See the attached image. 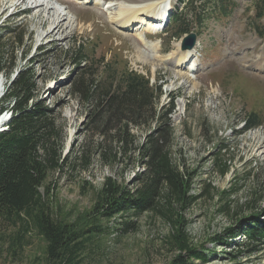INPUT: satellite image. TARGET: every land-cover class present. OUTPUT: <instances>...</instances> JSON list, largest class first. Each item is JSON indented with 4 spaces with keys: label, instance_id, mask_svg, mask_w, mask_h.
Returning a JSON list of instances; mask_svg holds the SVG:
<instances>
[{
    "label": "rangeland",
    "instance_id": "rangeland-1",
    "mask_svg": "<svg viewBox=\"0 0 264 264\" xmlns=\"http://www.w3.org/2000/svg\"><path fill=\"white\" fill-rule=\"evenodd\" d=\"M30 1L17 5L16 0H0V25L16 26L29 34L23 50L28 52L20 57L17 50L16 66L9 79L22 68L33 72L36 99L53 110L56 128L60 129L62 156L74 161L51 173L43 185L49 187L53 211L74 227H91L90 215L105 179L134 189L145 170V159L137 155L138 146L149 134L157 137L156 127L167 119L172 129L167 143L170 157L190 179L189 193L197 198L183 212L186 232L191 244L207 255V262L192 263L264 264V242L255 245L257 251L246 253L253 246L247 250L242 246L245 236L229 239L226 233L248 215L247 209L254 206L249 200L257 189L262 190V199L256 206L264 211V39L257 35L264 19L256 22L257 29L251 25L253 0H231L235 6L229 15L217 19L207 15L201 26L191 20L189 28L196 34L195 50L190 53L197 59L194 72L182 64L189 57L182 56L180 50L186 34L174 35L176 28L171 20L164 26L153 23L154 27L148 29L151 21L139 11V1L133 7L140 22L125 27L120 23L121 6L109 0L105 1L107 5L100 0H38L44 2L45 17H51L53 11L68 26L64 33L52 37L45 36ZM201 1L193 0L191 12H203ZM168 2L172 11L176 4L181 8L180 0ZM144 33L153 49L140 43L138 37ZM75 42H84L85 54L94 60L103 58L119 66L126 62L130 70L160 87L156 104L163 118L159 116L158 124H128L132 145L127 155L113 157L118 147L108 137L104 143L111 145L105 150L102 147L104 155H99L103 145L100 130L108 128L111 132L107 135L112 133L115 139L113 127L117 125L102 120L104 125L97 126L91 107L84 105L74 88L79 66L69 62L64 52ZM139 52L149 56L146 63L137 59ZM8 82L0 74L3 94ZM253 110L261 113L262 124L245 129V118ZM6 128L4 123L1 130ZM261 218L264 220V215ZM96 219L92 239L77 254L80 264H169L176 255L169 238L171 227L159 209L111 219L96 215ZM124 222L130 224L126 230ZM17 229V224L0 219V264H44V242L35 231L26 233L28 242L23 249L17 252L12 247L11 238ZM217 236L222 241H213ZM232 255L236 259L232 260Z\"/></svg>",
    "mask_w": 264,
    "mask_h": 264
},
{
    "label": "trees",
    "instance_id": "trees-1",
    "mask_svg": "<svg viewBox=\"0 0 264 264\" xmlns=\"http://www.w3.org/2000/svg\"><path fill=\"white\" fill-rule=\"evenodd\" d=\"M180 1L184 3V10L177 13L176 6V13L171 16V24L176 28L174 35L178 36L191 32V20L201 26L207 21V15L216 19L227 16L235 6L231 0H202L203 12H191L193 0ZM251 8L254 12L251 25L257 29L256 22L264 19V0H253ZM27 35L25 30L16 26L6 28L5 24L0 25V74L9 80L0 97V114L10 112L7 128L0 132V219L18 226L11 238L12 247L15 246L17 252L23 249L28 242L26 233L32 230L44 242V264H80L77 254L85 249L96 231V215L111 219L126 213L138 216L159 209L171 227L169 238L176 249L169 264H193L194 260L207 262V255L191 244L186 232L183 212L197 198L189 193L190 179L170 157L167 143L172 129L167 119L156 127L157 137L149 134L147 141L138 146L137 155L145 159V170L134 189L127 190L116 181L105 179L90 215L93 218L91 227H74L53 211L49 203V187L43 185L51 173L73 165L74 161L69 160V156H62L60 129L56 128L53 110L36 99L33 72L22 68L13 79H9L16 66L17 50L20 57H25L28 52H23ZM257 35L264 39V26L257 30ZM84 51V42H75L71 50L64 52L69 62L79 66L74 88L84 105L91 107L97 126L108 120L117 125L113 127L115 139H112V133L107 135V131L111 132L108 128L100 130L103 145L99 155H104L102 147L105 150L111 145L104 143L106 137L115 140L118 147L113 157L127 155L132 145L128 124H158L159 116L162 117L156 104L160 87L151 85L148 78L130 70L124 61L120 66L103 58L96 61ZM262 120L261 113L250 111L245 118V129L260 127ZM41 188H44L43 192ZM261 197L262 190H255L254 197L249 200L254 206L247 209L248 215L226 232L229 239L241 234L245 236L242 246L246 250L253 246L246 253L257 251L259 248L255 245L264 242V220L261 218L264 211L256 206ZM161 207H164L163 211ZM127 227L130 224L124 222L123 229ZM213 241L222 239L217 236ZM236 257L232 255V260Z\"/></svg>",
    "mask_w": 264,
    "mask_h": 264
},
{
    "label": "bare ground",
    "instance_id": "bare-ground-1",
    "mask_svg": "<svg viewBox=\"0 0 264 264\" xmlns=\"http://www.w3.org/2000/svg\"><path fill=\"white\" fill-rule=\"evenodd\" d=\"M16 1H17L16 4L20 5V4H26L28 0H16ZM137 1H139L141 3L139 6V11L147 14L149 16L148 19L151 22L160 21L164 18L165 12H164V9L162 8L161 3L164 2L165 0H109L108 3H114L118 6L119 5L121 6V8H120L121 10L119 11V17L121 19L120 23H122L123 26L128 27V26H133L136 23L140 22V21L136 20L137 19L136 15L138 13H136L137 10H135L133 7V4H136L135 2H137ZM139 2H137V4ZM99 3H101L103 5H107V2H101L100 1ZM32 4L34 6L31 7L30 9H32L33 15L38 18L40 27L45 30V36L52 37L54 35V33H57V32L64 33L65 28L68 29V26L65 24V22L62 19L60 14L55 15V12L52 11V13H50V11H47L48 13H50L51 17H45L44 16V10L42 9L43 8L42 6H44L43 5L44 2L42 4V3H39L38 0H33ZM138 16H139V14H138ZM49 19H51V20L49 21ZM150 26L152 28L154 27V25L152 26V23H147L148 29L150 28ZM138 39H139V41L143 47H149L150 49H153V48H151L150 44L146 43L147 38H146L145 33L140 34ZM136 44H137V42H136ZM194 50H195V48H192V50L190 49L187 51H181V55L182 56H191L190 53L193 52ZM137 59L139 60V62L141 61L143 63H146L147 60L149 59V56L146 55L144 52H142V53L139 52L137 55ZM182 64H184V62ZM176 66H179V64ZM1 92H3L2 86L0 89V94H1ZM6 121H7V118H6V112H5L4 114L0 115V129L3 127L4 123H6Z\"/></svg>",
    "mask_w": 264,
    "mask_h": 264
},
{
    "label": "water",
    "instance_id": "water-1",
    "mask_svg": "<svg viewBox=\"0 0 264 264\" xmlns=\"http://www.w3.org/2000/svg\"><path fill=\"white\" fill-rule=\"evenodd\" d=\"M195 40H196V36L194 33H189L187 36H185L183 39H182V42H181V49L184 50V49H191L194 44H195ZM3 95V92H1L0 94V97ZM5 113V112H4ZM2 113V114H4ZM6 118H7V121H6V124L8 123V121L10 120V112L9 111H6ZM1 130V129H0ZM2 131V130H1Z\"/></svg>",
    "mask_w": 264,
    "mask_h": 264
}]
</instances>
